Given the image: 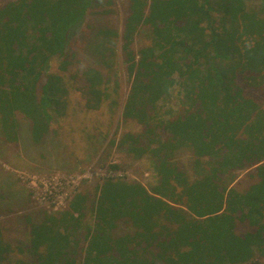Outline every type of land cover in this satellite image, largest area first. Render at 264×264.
Returning a JSON list of instances; mask_svg holds the SVG:
<instances>
[{
	"label": "trees",
	"instance_id": "16d2710c",
	"mask_svg": "<svg viewBox=\"0 0 264 264\" xmlns=\"http://www.w3.org/2000/svg\"><path fill=\"white\" fill-rule=\"evenodd\" d=\"M113 5L115 0L0 3V134L15 145L20 114L31 127L24 131L26 146L38 144L52 115L67 106L66 80L80 76L77 91L87 109L122 105L121 122L140 127L108 143L136 160L149 158L156 184L147 190L107 178L76 194L66 210L28 220V237L18 245L0 230V264L263 259L264 104L246 89L264 85V0H126L123 23L94 34L99 50L90 55L109 74L93 65L71 72L79 63L67 46L71 30L88 14H110ZM142 32L148 44L136 48ZM117 51L120 76L110 64ZM52 58L59 59L56 73L49 71ZM118 78L127 93H120ZM173 95L180 100L175 112L165 110ZM183 150L188 163H174ZM240 171L250 181L243 190L232 185Z\"/></svg>",
	"mask_w": 264,
	"mask_h": 264
},
{
	"label": "rangeland",
	"instance_id": "374dc122",
	"mask_svg": "<svg viewBox=\"0 0 264 264\" xmlns=\"http://www.w3.org/2000/svg\"><path fill=\"white\" fill-rule=\"evenodd\" d=\"M125 5L126 0H115L110 14H88L80 25L71 30L67 46L75 55V60H79L71 67V72L93 65L109 74L99 59L92 57L99 50V39L94 34L102 26L116 27L123 23ZM147 44L142 32L136 38L135 47ZM115 56L110 64L120 76L119 51ZM58 65L59 59L52 58L49 71L56 73ZM44 80L42 78L40 84ZM118 81L120 93H127L123 80L118 78ZM66 82L69 88L67 106L64 110L57 109V114L52 115L50 130L38 144L26 146L24 131H28L29 122L24 119L25 123L22 120L24 116L20 114H17L20 126L18 142L15 145L3 142L0 134V230L13 245L26 241L28 227L32 226L27 225L28 220L30 223L42 221L46 213L56 214L66 210L76 194L85 188L93 191L94 186L104 179L135 181L147 190L156 184V171L149 158L136 160L126 151H118L108 143L114 137L117 144L125 134L140 130L133 122H121L122 105L111 108L105 104L97 111L87 109L88 100H83L81 92L77 91L84 83L80 76L72 80L68 78ZM246 95L264 104V97L260 96H264V85L261 90L246 89ZM179 102L178 97L173 95L165 110L175 112L180 107ZM189 158V153L183 150L173 158V162L186 165ZM110 164L117 165L119 169L110 170ZM245 173H236L237 178L233 179L232 185L237 189L243 190L250 183ZM197 175L196 170L188 173V178L192 180ZM86 220L92 223L89 212ZM123 231L126 232V229ZM254 264H264V258Z\"/></svg>",
	"mask_w": 264,
	"mask_h": 264
},
{
	"label": "crops",
	"instance_id": "0c3cea01",
	"mask_svg": "<svg viewBox=\"0 0 264 264\" xmlns=\"http://www.w3.org/2000/svg\"><path fill=\"white\" fill-rule=\"evenodd\" d=\"M15 196H16V194H15ZM17 197V196H16Z\"/></svg>",
	"mask_w": 264,
	"mask_h": 264
}]
</instances>
